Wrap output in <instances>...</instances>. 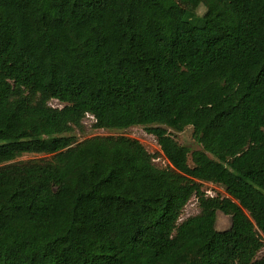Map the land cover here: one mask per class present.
<instances>
[{"label": "trees", "instance_id": "trees-1", "mask_svg": "<svg viewBox=\"0 0 264 264\" xmlns=\"http://www.w3.org/2000/svg\"><path fill=\"white\" fill-rule=\"evenodd\" d=\"M189 1L0 0V264H264V197L231 199L264 191V0ZM87 115L145 127L166 166L131 137L79 140Z\"/></svg>", "mask_w": 264, "mask_h": 264}, {"label": "rangeland", "instance_id": "rangeland-1", "mask_svg": "<svg viewBox=\"0 0 264 264\" xmlns=\"http://www.w3.org/2000/svg\"><path fill=\"white\" fill-rule=\"evenodd\" d=\"M181 7H183L188 13L193 12L195 7L190 3L189 0H175ZM128 29L131 34L136 35L139 38H142L147 41H153L154 35L153 33H147L140 28L138 18L136 15L135 4L131 3L129 12H128ZM50 105L52 107L60 108L61 104L57 101H51ZM107 119L119 123L121 116L119 113L108 110L105 113ZM94 123V120L91 116L87 115L83 120L84 131L82 134L78 135L79 140H84L86 138L92 136H103V135H123L127 137L134 138L138 140L149 153L151 154H158L159 156L154 158V164L158 167H165L166 160L161 154L160 148L157 145L156 139L149 134L145 127L143 126H135L128 129H102L94 131L91 129V125ZM175 140L190 152L193 150L200 149L201 147L197 144L192 138V129L191 127H187L183 132H176L174 133ZM42 157V155H33V154H25L21 157L17 158L15 161H26L30 159H35ZM191 164V162H190ZM202 189L205 193L210 194L211 196L221 195L226 196L224 190L215 184L203 183ZM261 197H264V191L258 188H255L248 194H243L241 196H233L231 199L237 203L242 209L245 210L247 206L256 202ZM199 209L197 207V201L195 198H192L189 203L186 205L182 219L188 216H193L198 214ZM218 220V228L222 229L228 224V217L224 216L220 213L217 215ZM199 258V251L197 248H194L190 253L179 252L176 253L172 259L170 260V264H183L186 261L195 262ZM258 258H264V247L258 253Z\"/></svg>", "mask_w": 264, "mask_h": 264}, {"label": "built area", "instance_id": "built-area-1", "mask_svg": "<svg viewBox=\"0 0 264 264\" xmlns=\"http://www.w3.org/2000/svg\"><path fill=\"white\" fill-rule=\"evenodd\" d=\"M208 196H211L210 194L206 193Z\"/></svg>", "mask_w": 264, "mask_h": 264}]
</instances>
